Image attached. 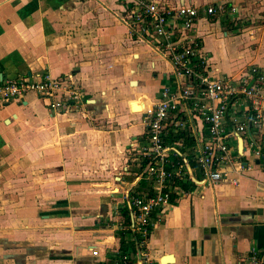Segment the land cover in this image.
Here are the masks:
<instances>
[{"label": "crops", "instance_id": "1", "mask_svg": "<svg viewBox=\"0 0 264 264\" xmlns=\"http://www.w3.org/2000/svg\"><path fill=\"white\" fill-rule=\"evenodd\" d=\"M135 1L0 0V83L70 75L85 111L52 113L33 94L0 107V264H144L136 243L134 254L117 258L116 232L126 229L139 241L130 219L121 225L119 210L132 197L154 194L139 168L141 112L178 79L122 23ZM152 1L197 9L191 35L209 76L237 80L258 70L264 124V0ZM207 7L222 10L206 16ZM183 124L194 152L205 130L195 119ZM238 135L227 140L234 163L220 168L222 180L200 184L203 173L191 158L186 176L176 179L189 189L166 185L170 203L151 213L140 247L150 264H244L251 251L261 260L264 152L255 155L262 146L252 124ZM172 145L185 157L180 141Z\"/></svg>", "mask_w": 264, "mask_h": 264}, {"label": "built area", "instance_id": "2", "mask_svg": "<svg viewBox=\"0 0 264 264\" xmlns=\"http://www.w3.org/2000/svg\"><path fill=\"white\" fill-rule=\"evenodd\" d=\"M133 5L135 7L127 10L124 19L121 18L122 23L133 38L150 43L154 52L170 64L178 79L173 88L162 86L157 98L141 112L146 132L144 145L137 154L140 161L145 162L144 175L155 184L154 194L146 198L132 197L127 204L129 228L139 238L137 257L144 264H150L147 252L140 250L152 223L150 215L170 203L166 185L186 176L187 159L175 144L168 146L164 142L165 128L180 129L184 117L202 124L206 138L198 141L193 161L203 173L199 183L203 185L208 181L213 185L223 179L220 168L234 163L228 138L245 134L246 126L252 124L258 129L262 147L255 155L264 152V124L260 110L263 77L253 67L237 80L208 75L204 58L199 55L200 43L191 35L200 15L197 9L188 6L168 8L158 6L152 0H136ZM221 10L222 7H207L202 13L210 16ZM77 89L70 75L51 78L41 74L32 81L6 80L0 83V107L33 94L52 113L70 112L80 101ZM233 105V116L225 128L223 119ZM238 168L242 169L241 166ZM244 264H261V260L251 251Z\"/></svg>", "mask_w": 264, "mask_h": 264}, {"label": "trees", "instance_id": "3", "mask_svg": "<svg viewBox=\"0 0 264 264\" xmlns=\"http://www.w3.org/2000/svg\"><path fill=\"white\" fill-rule=\"evenodd\" d=\"M165 129H168V130H166V132H168V135H167L166 138H165L164 134L162 135V139L164 140V142L166 144L172 145L175 141H180L183 144V147L185 149H187V151H185V152L183 151L185 153V158L187 159L188 163L192 165L191 158H193L194 152H191L188 149H192L193 150L194 142H195L194 138L190 136V134L188 133V131H186L185 128L174 130V128L167 127ZM144 164H145V162L141 161L139 163V168H143ZM172 183H174L176 185L180 184V186L184 190H188L189 189L188 182H184L181 185V181L180 180L176 181L174 179L172 181ZM119 216L122 219L121 225L127 227V225L129 224V215H128V211H127L125 206L120 208ZM149 230L150 229L148 227V231ZM115 235L118 238V244H119L118 249H117V258L118 259H122V258L125 259L129 255L134 254V252L136 251V245H135L136 240L131 235L130 231H127L126 229L119 230L118 232L115 233Z\"/></svg>", "mask_w": 264, "mask_h": 264}, {"label": "rangeland", "instance_id": "4", "mask_svg": "<svg viewBox=\"0 0 264 264\" xmlns=\"http://www.w3.org/2000/svg\"><path fill=\"white\" fill-rule=\"evenodd\" d=\"M77 93L81 94L82 92L80 91V89H77ZM83 100L80 101V103L78 104V106H76L75 108H73V110H71V113H85L84 109H83ZM136 161V160H135Z\"/></svg>", "mask_w": 264, "mask_h": 264}, {"label": "water", "instance_id": "5", "mask_svg": "<svg viewBox=\"0 0 264 264\" xmlns=\"http://www.w3.org/2000/svg\"><path fill=\"white\" fill-rule=\"evenodd\" d=\"M247 133L250 137V132H249V129L247 130ZM261 264H264V251H263V255H262V258H261Z\"/></svg>", "mask_w": 264, "mask_h": 264}]
</instances>
